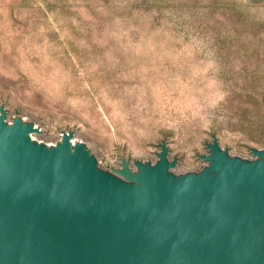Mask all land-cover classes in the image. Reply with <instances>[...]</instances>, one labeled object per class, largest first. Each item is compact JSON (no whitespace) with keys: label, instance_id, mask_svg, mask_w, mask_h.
<instances>
[{"label":"rangeland","instance_id":"374dc122","mask_svg":"<svg viewBox=\"0 0 264 264\" xmlns=\"http://www.w3.org/2000/svg\"><path fill=\"white\" fill-rule=\"evenodd\" d=\"M115 173L264 148V0H0V106Z\"/></svg>","mask_w":264,"mask_h":264},{"label":"water","instance_id":"95a60500","mask_svg":"<svg viewBox=\"0 0 264 264\" xmlns=\"http://www.w3.org/2000/svg\"><path fill=\"white\" fill-rule=\"evenodd\" d=\"M38 129L0 106V264H264V148L244 159L215 137L209 165L176 175L163 144L112 173Z\"/></svg>","mask_w":264,"mask_h":264},{"label":"bare ground","instance_id":"6f19581e","mask_svg":"<svg viewBox=\"0 0 264 264\" xmlns=\"http://www.w3.org/2000/svg\"><path fill=\"white\" fill-rule=\"evenodd\" d=\"M21 119H22V118H21ZM22 120H23V119H22ZM23 122H25V121L23 120ZM34 127H35V126H34ZM35 128H37V127H35ZM35 131H39V129H38V130H35ZM32 132H34V131H32ZM29 136H30L31 140H35V139H34V135H33V133H30V132H29ZM73 142H75V140L72 139V140H71L72 146H73ZM89 151H90V150H89Z\"/></svg>","mask_w":264,"mask_h":264}]
</instances>
